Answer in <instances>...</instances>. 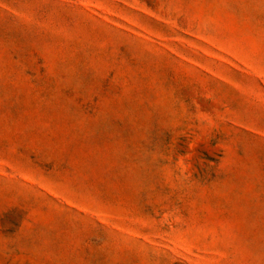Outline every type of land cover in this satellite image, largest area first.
Returning <instances> with one entry per match:
<instances>
[{
	"label": "rangeland",
	"instance_id": "374dc122",
	"mask_svg": "<svg viewBox=\"0 0 264 264\" xmlns=\"http://www.w3.org/2000/svg\"><path fill=\"white\" fill-rule=\"evenodd\" d=\"M0 264H264V0H0Z\"/></svg>",
	"mask_w": 264,
	"mask_h": 264
}]
</instances>
